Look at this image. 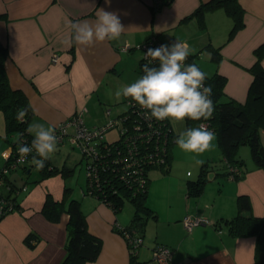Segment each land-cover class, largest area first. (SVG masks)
<instances>
[{"label":"crops","instance_id":"0c3cea01","mask_svg":"<svg viewBox=\"0 0 264 264\" xmlns=\"http://www.w3.org/2000/svg\"><path fill=\"white\" fill-rule=\"evenodd\" d=\"M207 1L0 0V42L8 48L6 70L11 86L22 90L33 108L28 126L35 122L55 128L83 108L86 110L82 117L88 126H100L118 117L125 107L117 105L123 96L117 98L115 92L133 83L130 78L122 82L120 78L129 64L136 70L137 58L140 71L143 56L137 50H142L141 45L152 37L166 45L187 43L191 52L200 54L196 59L203 72L212 75L217 71L227 78L226 96L246 101L254 78L250 68L257 61L254 51L264 42V0H238L244 9V24L231 37L234 20L223 7L208 10L204 25L192 15ZM99 9L117 14L125 31L119 40L92 47L77 44L70 24L94 23ZM218 47L217 65L212 51ZM54 54L58 55L57 60H52ZM204 59L205 69L199 63ZM107 81H111L115 92H104ZM99 91L104 102L96 101L93 110L97 114L87 122L89 102ZM261 140L264 144V129ZM11 148L12 144L5 150ZM213 152V157L220 155ZM240 152L245 162L240 178L222 173L226 170L223 164L212 179L207 176L202 193L195 199L188 195L187 182L183 180L175 194L165 191L167 201H182L180 206L170 207L169 202V208L161 215L150 204L157 217L150 216L146 221L139 260L151 259L153 249L166 244L173 249L174 259L182 264H255L256 237L232 235L223 221L237 214L236 199L241 193L250 197L254 214H264V169L255 165L251 155L245 156L241 149ZM171 167L172 161L168 170ZM18 169L9 178L21 184L27 177H21ZM66 184L65 176L58 172L19 193L22 211L14 210L0 219V264H59L63 260L70 215L64 211L53 221L42 209L48 193L66 203L73 197V188L65 193ZM79 199L89 231L102 241L96 259L84 264H131L128 243L115 229L116 225L132 224L131 207L115 211L98 196L85 194L83 188ZM186 215L197 216L203 222L188 230L182 222Z\"/></svg>","mask_w":264,"mask_h":264},{"label":"trees","instance_id":"16d2710c","mask_svg":"<svg viewBox=\"0 0 264 264\" xmlns=\"http://www.w3.org/2000/svg\"><path fill=\"white\" fill-rule=\"evenodd\" d=\"M219 7H223L234 20L230 31L231 37L244 24V9L238 0H209L198 7L192 15L199 19L201 25H204L205 13L208 10ZM219 52V47L214 48L212 51V60L217 65L220 61ZM254 52L257 56V61L250 68L254 78L250 84L246 101L239 102L232 97L226 96L224 86L227 78L216 71L212 75H207L208 79L205 81V85H211L213 91L211 99L215 105V110L212 117L208 120H187L188 128L198 127L200 124L209 121L208 129L217 135L218 144L223 156V164L226 170L222 173L236 178H240L239 175L242 173L240 168L245 164L238 153L239 148L243 144L250 146L251 156L255 165L258 168L264 169V144L261 140V130L264 129V65L262 63V59L264 58V42ZM7 55V46L0 42V110L4 111L7 132L28 133L26 129L34 111L25 93L20 89L13 88L9 82L5 63ZM199 56V53L191 52L185 63L196 64L200 68L196 59ZM144 59L140 60V73L142 75L143 66L148 64ZM149 66L158 67V63H152ZM20 109H27L24 122L17 119V113ZM123 112L124 115H127L128 123H133V121L137 120L136 115L133 113L129 114L127 110ZM155 125L160 129L159 134L155 132ZM150 129L152 130L151 136L145 139H135L137 149L144 153H154L156 150L161 149L164 161L152 164L149 167V170L146 171L144 184L138 185L135 182L129 184L117 178L110 166L100 168L97 174L95 172L96 175L91 174L87 176V188L86 190L84 189L85 194L98 196L115 211L121 210L126 200L133 203L132 224L125 227L116 225L115 227L122 236L126 230H129L131 233L142 237L148 217H157L156 211L147 203L150 171L152 168H163L168 171L173 158L171 146L175 144V139L179 136L167 119L164 121L154 119V122L150 125ZM138 135L136 134V136ZM109 157H112L111 152H109ZM207 166L208 163L203 164L197 179L187 180L188 195L199 196L202 193L204 185L208 181V177L206 176L207 170H205ZM232 166H237L239 171L233 174L230 170ZM67 171L64 168L60 169L49 159L41 170L42 175L34 178L33 182L38 183L58 172H62L65 176ZM25 175L27 174L22 173L20 176L24 178ZM24 183L22 186H25V189L20 186L21 188L15 192H13L14 189L6 191L7 196H11L14 202L16 201L14 210L22 211L19 193L22 191L24 193L28 189V181ZM71 189V186L65 185L66 194ZM236 204L238 208L237 214L231 218L223 219V221L232 235L256 237L255 264H264V214H254L250 197L246 194H239ZM42 211L48 219L53 221L58 220L64 211L70 215L67 224L66 254L59 264H84L87 261L96 259L100 252L102 241L100 237L89 231L87 217L82 210L79 198L71 197L66 203L64 200H56L51 193H48ZM182 222L184 223V221ZM186 228L188 229V227ZM162 245L168 246L166 244ZM168 247L173 251L170 246Z\"/></svg>","mask_w":264,"mask_h":264},{"label":"clouds","instance_id":"9594fccd","mask_svg":"<svg viewBox=\"0 0 264 264\" xmlns=\"http://www.w3.org/2000/svg\"><path fill=\"white\" fill-rule=\"evenodd\" d=\"M70 27L74 32V41L85 47L119 40L125 31L118 15L103 9L97 12L94 23L78 21L71 23ZM190 54L189 45L179 41L147 49L145 58L158 61V67L145 64L142 68L143 75L135 82L118 89L115 96L130 98L145 110L144 114L148 119H167L177 123L210 119L215 110L211 99L212 86L205 85L207 74L196 64L185 63ZM26 115L27 109H20L17 119L24 122ZM26 131L33 135V140L29 146L21 138L17 139L20 162L23 163L35 151L31 164L42 170L45 162L57 151L58 137L55 128L33 122ZM215 139V133L202 123L181 132L175 143L181 150L199 157L213 150ZM196 163L203 165L204 160L197 159Z\"/></svg>","mask_w":264,"mask_h":264},{"label":"built area","instance_id":"2783aa9c","mask_svg":"<svg viewBox=\"0 0 264 264\" xmlns=\"http://www.w3.org/2000/svg\"><path fill=\"white\" fill-rule=\"evenodd\" d=\"M161 45L165 44L157 37H152L141 45V49L145 54L147 49H155ZM124 48L127 47L124 46ZM143 58H145V55H143ZM57 59L58 55L54 54L52 60ZM144 60L150 65L158 63V61H152L151 58H145ZM126 102L129 104L128 113H133L137 117V120L133 121V123H128L127 115H124V112H122L118 117L109 120L103 125L88 126L82 117L83 112L86 110V108H83L78 110L72 117L56 125L55 134L58 137V145L68 140L71 145L80 149L83 157L87 159V176L95 174V172L97 174L98 170L102 167L110 166L117 178L129 184L135 182L141 185L145 183L146 171L149 170V167L152 164L163 162L164 158H162L161 149L156 150L154 153H144L137 149L135 139H145L151 136L152 130L150 129V125L154 122V119L146 118L144 114L145 110L141 109L130 98H127ZM203 124H206L209 128V121ZM131 126L133 127L131 128ZM69 128L72 130H69ZM113 128H118L120 134L116 139L110 140L106 133ZM155 129V132L159 134V127L155 125ZM21 134H23L22 137ZM136 134L139 135L136 136ZM18 138H21L31 146L33 135L25 132L20 133L12 143V148L3 151L6 164L0 169V217L14 211L16 203L11 196H7L6 191L14 189L13 192H15L21 187L26 188L22 186L25 183L17 184L13 179L9 178V175L20 167L26 169L28 166L33 165L31 164V159L35 155V151L23 163L20 162L21 158L18 154V145L16 143ZM109 152L112 153L111 158L109 157ZM230 170L235 174L239 171V168L232 166ZM183 221L185 226L191 229L194 225L202 223L203 219L197 216L186 215ZM123 237L128 243L131 264H182L181 262H176L173 259V251L168 246L162 244H158L153 249L151 259L140 261L138 260L139 247L143 243V236L135 235L126 230L123 233Z\"/></svg>","mask_w":264,"mask_h":264},{"label":"rangeland","instance_id":"374dc122","mask_svg":"<svg viewBox=\"0 0 264 264\" xmlns=\"http://www.w3.org/2000/svg\"><path fill=\"white\" fill-rule=\"evenodd\" d=\"M137 53L144 55L143 50H137ZM206 59L200 60L199 63L202 65V67L205 69L203 63ZM212 63V62H211ZM139 65V58L136 60V65L134 70V66L132 64H129L127 68H125V73L120 78L121 82L127 80V78L131 79L132 82H135L139 77L142 76L140 71L138 70ZM113 82V81H112ZM119 82V83H121ZM104 92L106 93H113L115 92V87L112 86L111 81H107L104 83ZM98 93V92H97ZM95 94V97L92 99L91 104L89 102V108L90 110L85 113V118L87 122L92 119V116L97 114V111L93 110L96 106V101H102L104 102V95L101 91H99L98 94ZM123 100V102H122ZM122 100L120 103H117V105H121L123 108L125 107L124 111L129 109V104L126 102V98L122 97ZM2 110H0V167L3 166L6 163V159L4 158V155L2 154L6 147L10 146L14 140L20 135L17 131H13L11 133L7 132L6 126H5V120L3 116ZM173 129L176 131L177 134H180L183 131H186L188 128V122L185 120L183 123H177L174 121H170ZM91 124V123H90ZM107 137L110 138V140H114L119 136V129L113 128L109 130L107 133ZM216 139L214 141V148L213 150L204 153L202 156L196 157L192 153L185 152L181 150L176 143L172 144V167L170 170L166 171L163 168H157L150 171V177L152 178L149 184V195L147 202H149V205L151 204L155 210L159 211L161 215H163V211L167 210L169 208V202L170 207H177L182 204V201L178 202L175 199H171L169 202L167 201V196L165 194V191L169 190L172 191L173 194L176 193V190L180 188V183L187 182L188 179H197L199 177V174L201 172V168L203 165H199L196 163L197 159H203L204 163L210 162V169H207L205 167L206 176L210 177L212 179L213 176H215V171H220L223 168V156L221 153V150L219 151V146L217 143V135L215 134ZM240 149L245 151V156L251 155L250 146L248 144H243L238 152L239 156L241 158V152ZM215 152H219L220 155L218 157H213L212 154ZM247 151V152H246ZM213 152V153H212ZM3 155V156H2ZM212 158V159H211ZM247 158V157H246ZM51 161L59 166L61 169H67L66 173V180L69 186L73 188L72 196L79 198V193L83 189L86 190L87 188V159L86 157H83L80 149L77 147L71 146L69 144V141L66 140L63 144L60 146L57 145V151L52 155ZM203 163V164H204ZM24 169L19 168L18 172L21 175L24 173ZM190 171V174L187 172ZM163 173L167 174L168 176H165ZM41 170H38L34 165L31 169V172L25 177H27L28 185L31 188L35 183L33 182V179L41 176ZM162 175V176H161ZM29 179V180H28ZM210 187V186H209ZM214 187V186H213ZM220 186L218 185L217 188ZM220 188H223L222 186ZM214 191V188H211ZM165 196V198H164ZM192 199H195V196H192ZM124 208L131 207L132 209V215L134 213V205L129 200H126L123 204ZM153 227V226H152ZM151 227V230H152ZM151 231L149 232V234ZM142 246V245H141ZM148 245H145L147 247ZM157 264V263H154Z\"/></svg>","mask_w":264,"mask_h":264},{"label":"flooded vegetation","instance_id":"af4514ba","mask_svg":"<svg viewBox=\"0 0 264 264\" xmlns=\"http://www.w3.org/2000/svg\"><path fill=\"white\" fill-rule=\"evenodd\" d=\"M20 133V132H19ZM32 167H33V165H31V166H28L26 169H24L25 171H24V174H29L30 172H31V169H32ZM30 169V170H29ZM24 183V182H23Z\"/></svg>","mask_w":264,"mask_h":264},{"label":"bare ground","instance_id":"6f19581e","mask_svg":"<svg viewBox=\"0 0 264 264\" xmlns=\"http://www.w3.org/2000/svg\"><path fill=\"white\" fill-rule=\"evenodd\" d=\"M88 195H93V194H88ZM94 196H96V195H94ZM102 200V199H101ZM103 201V200H102ZM104 202V201H103Z\"/></svg>","mask_w":264,"mask_h":264},{"label":"water","instance_id":"95a60500","mask_svg":"<svg viewBox=\"0 0 264 264\" xmlns=\"http://www.w3.org/2000/svg\"><path fill=\"white\" fill-rule=\"evenodd\" d=\"M30 170V169H29Z\"/></svg>","mask_w":264,"mask_h":264}]
</instances>
